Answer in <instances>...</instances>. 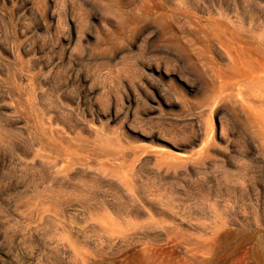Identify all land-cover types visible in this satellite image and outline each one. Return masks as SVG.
Instances as JSON below:
<instances>
[{
	"label": "rangeland",
	"instance_id": "374dc122",
	"mask_svg": "<svg viewBox=\"0 0 264 264\" xmlns=\"http://www.w3.org/2000/svg\"><path fill=\"white\" fill-rule=\"evenodd\" d=\"M50 1L0 0V264H264V0Z\"/></svg>",
	"mask_w": 264,
	"mask_h": 264
},
{
	"label": "bare ground",
	"instance_id": "6f19581e",
	"mask_svg": "<svg viewBox=\"0 0 264 264\" xmlns=\"http://www.w3.org/2000/svg\"><path fill=\"white\" fill-rule=\"evenodd\" d=\"M49 5L52 6L53 3H52V0L49 2ZM140 16L138 17H134V18H128L127 20L129 21H140L141 20V17L139 18ZM121 20V19H120ZM49 21L54 23V22H57L59 20H56L55 16L53 14L49 15ZM189 32L190 34L192 35H199L201 34V37L200 38H203V42L206 43L207 46H209V48L213 49V50H218V49H221L223 50V52L229 54V52L227 51V49L224 47V44H222L221 42H219L217 39H212L209 37V35L207 34V32L205 30L202 29V27L200 25H197L195 23L189 25ZM203 32V34H202ZM206 32V33H204ZM161 49H163L161 47ZM242 73L245 75L246 73H248V71H245V70H242ZM219 78H220V82L219 84H217V87L220 91H222L223 89L227 88L229 86V78H225L221 75V73L219 74ZM259 80V83L261 84H264V76H260L258 78ZM261 86V85H259ZM260 90H263L264 91V85L260 87ZM263 97V96H262ZM257 116H261V114H254V117H257ZM262 118V117H261Z\"/></svg>",
	"mask_w": 264,
	"mask_h": 264
}]
</instances>
